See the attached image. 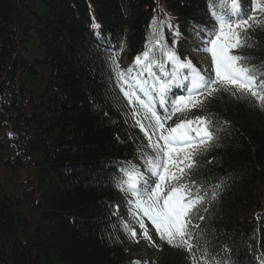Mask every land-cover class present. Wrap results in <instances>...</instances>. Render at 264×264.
<instances>
[{
    "label": "trees",
    "instance_id": "obj_1",
    "mask_svg": "<svg viewBox=\"0 0 264 264\" xmlns=\"http://www.w3.org/2000/svg\"><path fill=\"white\" fill-rule=\"evenodd\" d=\"M243 7L251 14L252 0ZM154 17L170 18L168 45L178 29L177 54L203 68L189 40L199 41L194 26L213 28L209 0H0V264H191L159 237L156 259L131 256L122 222L139 225L116 187L124 163L143 171L138 149L151 150L111 57L131 66ZM250 35L258 46L240 54L264 65V28ZM206 112L230 126L198 157L192 179L210 200L219 185L199 223L217 260L264 264V111L221 94L188 118Z\"/></svg>",
    "mask_w": 264,
    "mask_h": 264
},
{
    "label": "snow or ice",
    "instance_id": "obj_2",
    "mask_svg": "<svg viewBox=\"0 0 264 264\" xmlns=\"http://www.w3.org/2000/svg\"><path fill=\"white\" fill-rule=\"evenodd\" d=\"M252 3L248 14L243 0H209L215 24L212 29L194 26L193 33L204 45L198 50L210 54L207 68H198L191 59H181L177 54L178 29L171 33L172 46L168 45L163 29H172L170 18H153L148 46L127 69L120 67L117 57H111L120 91L132 106L135 124L151 150L138 149L143 171L133 162L124 163L116 187L128 198L129 215L139 225L143 238L153 243L146 218L162 241L189 254L191 264H224L212 254L214 248L210 251V230L199 223L205 220L201 213L208 212L205 205L216 199L219 185L213 186L210 200L205 187L192 177L200 168L198 157L211 150L230 122L218 121L211 112L188 116L193 110L204 112L221 94L264 111V65L251 62L258 57L240 54L258 46L250 33L264 28V0ZM92 28L98 30L100 25L93 22ZM97 37L102 39L99 32ZM173 88H182L186 94L171 98ZM174 116V126H167ZM122 227L139 242L129 222L123 221Z\"/></svg>",
    "mask_w": 264,
    "mask_h": 264
},
{
    "label": "rangeland",
    "instance_id": "obj_3",
    "mask_svg": "<svg viewBox=\"0 0 264 264\" xmlns=\"http://www.w3.org/2000/svg\"><path fill=\"white\" fill-rule=\"evenodd\" d=\"M204 62H209L208 58L204 59ZM132 110L129 113V118L132 122L135 121V119L132 117ZM145 123H147V121H144ZM150 222V221H149ZM151 224V222H150ZM137 238L139 242H136V240H133V242L130 244V246H128V249L131 252V256L132 257H139V258H144V257H153L155 258L157 256V251L155 249L151 250L150 252L152 254H150V252L148 251L150 243L148 242V240L144 239L142 236V233L138 234L137 233Z\"/></svg>",
    "mask_w": 264,
    "mask_h": 264
},
{
    "label": "bare ground",
    "instance_id": "obj_4",
    "mask_svg": "<svg viewBox=\"0 0 264 264\" xmlns=\"http://www.w3.org/2000/svg\"><path fill=\"white\" fill-rule=\"evenodd\" d=\"M168 70H170V68H168Z\"/></svg>",
    "mask_w": 264,
    "mask_h": 264
}]
</instances>
